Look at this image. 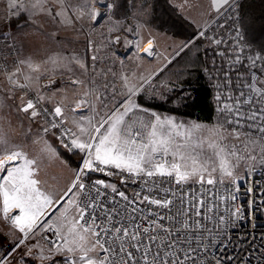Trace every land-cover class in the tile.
I'll return each mask as SVG.
<instances>
[{
  "label": "snow or ice",
  "instance_id": "snow-or-ice-1",
  "mask_svg": "<svg viewBox=\"0 0 264 264\" xmlns=\"http://www.w3.org/2000/svg\"><path fill=\"white\" fill-rule=\"evenodd\" d=\"M211 5L216 11L231 6L230 0H211ZM8 7L22 9L25 4L9 0ZM29 7L68 25L73 18L87 15L95 21L101 16L95 8L88 12L73 8L70 0H30ZM207 38L215 45L223 43ZM144 52L153 54L151 40ZM226 54V50L219 53ZM97 59L93 55V64L88 65L73 57L85 73L91 68V74L87 80L71 81L76 89L72 104L61 101L51 110L40 109L37 105L45 97L37 94L35 101L26 103L22 96L17 106L30 120L43 115L44 135L57 130V139L65 148L83 154L82 165L69 182L62 184L59 174L46 171L45 164L50 167L59 156L42 137L33 141L40 145L39 153L31 154L10 145L0 132V202L5 218L12 209L19 210L11 217L23 234L16 247L29 234L47 230L56 240L47 256L40 250L41 260L62 255L64 264H222L225 257L209 258L208 249L219 233L208 222L214 219L215 202L222 199L215 191L217 185L226 179L234 183L235 169L242 160L256 161L259 156L264 164V79L259 78L264 77V66L256 70L264 56L248 57L251 75L244 76L237 69L235 83L225 74L227 94L216 96L217 111L224 119L212 125L149 114L133 100L139 89L131 78L121 75L126 94L118 92L107 73L97 71ZM233 63H240L239 55ZM40 67L28 59L18 61L11 71H0L10 90L26 89L38 81L32 73ZM117 96L125 99L117 103ZM93 172L119 177L121 185L136 188L129 193L127 187L120 190L105 179L93 180ZM48 209L52 211L42 220ZM240 211L237 208L231 215L239 217ZM225 222L220 215L217 229ZM0 264H4L2 259Z\"/></svg>",
  "mask_w": 264,
  "mask_h": 264
},
{
  "label": "crops",
  "instance_id": "crops-1",
  "mask_svg": "<svg viewBox=\"0 0 264 264\" xmlns=\"http://www.w3.org/2000/svg\"><path fill=\"white\" fill-rule=\"evenodd\" d=\"M73 1V0H72ZM238 0H230V5ZM171 6L187 21H189L195 29L206 24L209 17L215 16L228 7L225 5L216 11L212 8L211 0H169ZM74 7V4H71ZM22 15L25 18L26 30L20 35L18 32L14 34V38L21 43L22 54L21 60L31 59L32 62L39 64L40 71L32 73L33 76H38V81L34 80L26 89L16 88L11 89L4 73H0V132L8 139L10 145L20 146L26 152L38 154L40 145L34 144L33 141L39 138L46 140L53 148L56 149L55 139L48 133L44 135L42 128L44 124L37 117L35 120L27 118L26 114L19 112L17 106L26 103L25 91H30L34 95L37 94L45 97L43 103L55 106L63 101L64 104H72L76 99L75 87L71 81L73 79L87 80L91 74V68L88 73H85L78 64L73 60V57L79 58L88 65H92L91 57L97 56L95 61L97 71L103 70L107 73L109 83L115 84L118 92L126 89L121 87V75H127L131 78L132 83H139V47L134 49L127 42V38L120 37L124 34L120 28V23H123L124 18L115 19L113 24H108L103 29L93 30V24L89 22V17L85 15L82 19L73 18L71 25L61 24L54 21L50 15L34 12L30 7L24 11L18 12L16 16ZM77 15H79L77 13ZM22 18V19H23ZM146 17L142 25L137 21L138 30L142 27L149 28L153 26L146 35L145 39L152 37L159 38L160 42L173 40V37L165 32L158 30L152 22ZM82 25L91 26L92 32L82 30ZM10 30V29H9ZM7 32V31H6ZM15 32V31H12ZM8 33L9 35L12 33ZM11 36V35H10ZM23 36V40L20 37ZM119 37V40L116 38ZM138 37V36H137ZM91 42V44H90ZM175 42V41H173ZM156 43L155 55L162 54L166 46L159 42ZM139 40L137 41V45ZM138 51V52H137ZM167 60V59H166ZM55 61V63H53ZM161 63L158 67L164 66ZM111 69L110 72L108 70ZM48 77H58L59 80L51 90H45L40 85V80ZM123 100V96H117L116 102ZM133 100L137 103L136 98ZM138 104V103H137ZM67 114V113H66ZM57 152V149H56ZM58 154V152H57ZM59 160L51 162V166L45 164L46 171H55L62 177L61 183H66L71 180L74 169L70 168L63 158L58 154ZM51 209L46 210L45 219ZM18 209H12L8 218H5L2 212V202H0V247L7 246L11 239L21 235L19 229L13 224L11 217L18 215ZM23 235V234H22Z\"/></svg>",
  "mask_w": 264,
  "mask_h": 264
},
{
  "label": "rangeland",
  "instance_id": "rangeland-1",
  "mask_svg": "<svg viewBox=\"0 0 264 264\" xmlns=\"http://www.w3.org/2000/svg\"><path fill=\"white\" fill-rule=\"evenodd\" d=\"M103 1L111 2L110 4L111 7L107 8L108 10L106 11V13H103L101 17L97 20V22L93 24V30L103 29L108 24L116 23L114 22L116 18L117 19L124 18L123 23H120L119 25L120 26L119 29L124 31L125 35H122L120 37L127 38V42L129 43L130 48L132 47L135 53H136L137 41L139 40V50L141 48V50L139 51V81H138L139 83H137L139 90L137 94L134 96V98H136L137 100L138 96L143 94L145 96L155 97L160 100L166 99V97L169 96L176 87H179V85L176 84V82L174 83L170 82L169 80H167L168 79L167 77L164 78L163 76H161L158 78V75L162 73L167 68V66L186 48L184 47L185 44H187V47H188V45L194 39L199 38L202 41L201 44L203 45V49L205 50V49H208V47L210 46L209 43L206 40L200 38L199 36H196V34L191 40H184V39L172 36L173 40H170V43H168V40L161 43L159 38L157 39L156 37L145 39L146 35H150L148 33L150 29L152 32V28L154 29V27L153 26H149V28L142 27L138 30L137 21H139V25L140 24L142 25L144 21H147L146 17H148V20H150L149 18V15H151V1L150 0H111V1L103 0ZM240 1L241 0L235 1V4L233 5V9H230L229 11L230 13L228 14L225 13L223 18L228 19L230 17V14L231 16L233 15L236 17V14H238L239 12L237 11V8L235 7V5L238 4ZM23 3L25 4V7L22 9H18V8L9 9L8 7L9 0H0V33L6 32V31H7L6 33H9L10 31L11 32L15 31L10 34L13 38L16 32H18L20 35L24 33L23 31H25L27 27V24L25 25V23H23L25 21L24 20L25 18L22 17L23 19L19 21L17 26L10 25L11 18L16 17L18 12L24 11L25 9H29L30 0H23ZM70 3L71 4L73 3L75 8H83L85 12L90 11V8H91V0H73V1L70 0ZM213 17L214 16L209 17L206 23H208ZM89 22H90V18H89ZM202 28L203 26L197 28L196 31L199 32ZM82 30L83 32L85 31L86 34L90 31L92 32L91 26L88 27V26L82 25ZM20 39L23 40V36H21ZM149 40L152 41V53L153 54L151 56H149L148 54H143V48L146 44H148ZM154 42H159L162 45L161 48H163V46H166L165 50H162V54L158 53L157 55H155V49H157V46H155L156 43ZM212 44L215 45L214 43ZM19 48H20V58H21V54H22L21 43L19 44ZM211 48L220 50L221 48H225V47L216 45L214 47L212 46ZM227 53L229 54L227 55V58H226L228 62L226 66L229 65L231 68H233V63H232L233 61L231 60L232 58L234 60L235 57L232 55L230 51H227ZM208 54L211 56V61L214 62L216 60L215 58L216 53L212 50H209ZM164 61H165L164 66L160 67V69L158 70V67ZM217 66H218L217 63L216 65H212V64L210 65V72H211L210 84L213 89V103H214V107L216 111L215 119L212 122H202V121H198V120H194L190 118L176 116V115L169 114V113L159 112L156 110L145 108L141 106L138 102L137 103L138 105L141 106V108L147 109L149 114L154 112L157 115L161 116V118L172 117L177 122H184L186 124L191 123V122H198V123H203L206 125H212V124L217 123L218 121H223L224 116L220 112L217 111V108L220 105L218 104L216 100V96L218 93H223L225 95L227 94L223 87V82H224L226 73H223L221 76L218 73H215V69ZM259 69L260 68H256L257 71ZM239 70H240V73L244 76H249L251 74V71H246V68L240 67ZM227 75L234 83L236 82L237 72L230 71V72H227ZM260 79H264V77H260ZM43 80L52 81V83L49 86L43 88L41 84V80H40V85L42 86L43 89L51 90L53 89L55 84L58 82L59 78L58 77H48V78H43L42 81ZM124 99L125 97L123 96V100ZM175 101H178V100H175ZM51 107L53 108L54 106H51ZM80 114L81 113L79 112L76 113L77 116ZM83 114L87 115L88 113L84 112ZM138 115L144 116L145 119L150 118L148 115H145V113H138ZM55 145H56L58 154L63 158V160L67 163V165L70 168L75 170L81 166L82 164L81 161L83 158L82 153H80L78 150H73L74 152H77L81 156L79 157L78 155V157L80 158V164H79V167L76 168L67 162L62 152L60 151V148L65 151L67 150L64 147L60 146L56 141H55ZM255 165H261L259 156L257 157L256 161L242 160L239 166L235 169V174L237 177L236 179L238 180L242 179L246 175L248 170L252 166H255ZM108 182L112 183V181H108ZM43 231L44 230H41L37 232L35 235L29 234V237L25 239L24 243L20 244L19 247H16V245L19 244V241L23 238V235L19 234L18 236L12 238L10 243L7 246L0 247V259L4 261V264H64V256L62 255H52L48 259L41 260L40 250L43 249L44 255L47 256L48 250L52 247L51 243L45 242L41 239V234Z\"/></svg>",
  "mask_w": 264,
  "mask_h": 264
},
{
  "label": "built area",
  "instance_id": "built-area-1",
  "mask_svg": "<svg viewBox=\"0 0 264 264\" xmlns=\"http://www.w3.org/2000/svg\"><path fill=\"white\" fill-rule=\"evenodd\" d=\"M110 4L111 2L103 0H91L90 10L95 8L102 15L106 13ZM234 4L235 1L231 6H228L206 23L200 30L204 31L206 35L200 38L206 40L213 47L216 45H213L207 37L222 40L223 43L219 46L228 47V51L234 57L239 55L241 59V32L232 19L233 15L231 16L230 14L228 19L223 18L225 13H230L229 10L233 9ZM100 17L95 21L90 19V22L94 24ZM199 32L196 33V36H198ZM18 61H20L18 42L8 33H0V69L11 71L15 68ZM0 72L3 73V71ZM51 83L52 81L48 80L41 81L43 87H47ZM25 97L27 102L28 99L35 101L37 96L27 90L25 91ZM37 107L40 109H52L51 106L43 102L38 104ZM38 118L46 126L43 115L38 116ZM49 133L54 136L55 141L60 146L64 147L57 139L59 135L57 130ZM65 149L68 152H73V150H69L68 148ZM96 173L97 175L92 178L93 180L101 178L112 181L120 190H125V187H127L129 193L136 188V185L132 184L127 186L121 185L119 177H106L101 173ZM215 191L218 192V195L222 199L215 202L218 207L213 209L214 219L209 221L208 224L209 227L214 229V233L218 231L219 234L215 235V245L210 246L208 249L209 258L212 256L225 257L222 260V264H264V164L252 166L242 179H236L234 183L225 180L224 184L217 185ZM237 208L241 210L239 217L232 216L231 213ZM212 214L210 213V215ZM220 215L225 217L226 222L220 224L217 229L216 225ZM41 239L51 243L56 240V237L53 232L44 230L41 234ZM227 257H231L232 259L229 260Z\"/></svg>",
  "mask_w": 264,
  "mask_h": 264
},
{
  "label": "trees",
  "instance_id": "trees-1",
  "mask_svg": "<svg viewBox=\"0 0 264 264\" xmlns=\"http://www.w3.org/2000/svg\"><path fill=\"white\" fill-rule=\"evenodd\" d=\"M151 19L155 27L173 37L184 40H191L195 34V27L183 18L176 9L171 6L169 0H150ZM236 17L232 19L241 32L242 57L240 63L234 64L233 68L226 66L227 53L225 56L219 55L228 51V47L220 50L203 49L202 41L194 39L168 66L158 75L168 78L170 82L179 85L174 91L160 100L155 97L139 95L137 102L148 109L169 113L180 117L190 118L202 122H212L215 119L216 111L213 103V89L210 84V65L218 66L215 73L220 76L227 72H237V69L248 68L251 60L248 57L264 56V0H241L236 4ZM230 11V10H229ZM235 13V12H234ZM22 19V15L11 18L10 25L17 26ZM216 53L214 62L208 51ZM233 61V58L232 60ZM264 66V60H258L256 68ZM214 73V74H215ZM186 93V94H185ZM178 100V101H175ZM67 162L78 168L80 164V154L68 152L60 148ZM79 155V157H78ZM90 176L96 177V175Z\"/></svg>",
  "mask_w": 264,
  "mask_h": 264
},
{
  "label": "bare ground",
  "instance_id": "bare-ground-1",
  "mask_svg": "<svg viewBox=\"0 0 264 264\" xmlns=\"http://www.w3.org/2000/svg\"><path fill=\"white\" fill-rule=\"evenodd\" d=\"M147 46H148V44H146V45L144 46V48H143V54H147V53L144 52V49H145Z\"/></svg>",
  "mask_w": 264,
  "mask_h": 264
},
{
  "label": "water",
  "instance_id": "water-1",
  "mask_svg": "<svg viewBox=\"0 0 264 264\" xmlns=\"http://www.w3.org/2000/svg\"><path fill=\"white\" fill-rule=\"evenodd\" d=\"M91 175H97V173L96 172H93V173H90Z\"/></svg>",
  "mask_w": 264,
  "mask_h": 264
}]
</instances>
